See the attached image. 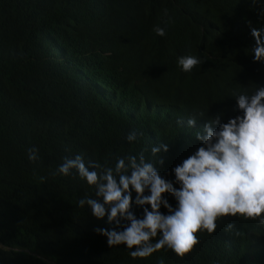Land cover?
<instances>
[{"label":"clouds","instance_id":"9594fccd","mask_svg":"<svg viewBox=\"0 0 264 264\" xmlns=\"http://www.w3.org/2000/svg\"><path fill=\"white\" fill-rule=\"evenodd\" d=\"M31 8L51 18L40 36L60 66L110 102L116 116L128 109L125 140L148 149L132 155L133 161L150 166L170 156L184 160L205 186L202 207L212 219L191 208L179 211L175 243L150 241L145 232L135 255L138 243H152L190 264L202 234L235 230L236 264H264V0H73L71 8L61 0H32ZM69 12L89 25L66 23ZM106 14L110 23L101 31L99 18ZM97 44L102 64L62 58ZM53 87L52 74L43 95L51 96ZM211 95L226 98L227 105L217 107ZM115 171L121 190L116 203L131 186L126 209L137 212L132 176ZM134 219L130 215L125 225L128 240ZM237 220L255 223L243 231ZM29 252L0 239V264H14V253Z\"/></svg>","mask_w":264,"mask_h":264},{"label":"trees","instance_id":"16d2710c","mask_svg":"<svg viewBox=\"0 0 264 264\" xmlns=\"http://www.w3.org/2000/svg\"><path fill=\"white\" fill-rule=\"evenodd\" d=\"M31 5L32 0H0V239L31 250L14 253V264H186L168 247L138 243L139 255L132 249L145 232L150 241L175 243L179 211L191 208L197 216L214 217L202 207L199 173L172 156L150 166L135 163L131 156L148 149L141 141L126 142L128 109L116 116L110 102L60 66L40 36L51 18L35 15ZM61 6L71 8L73 0H61ZM63 19L89 25L71 12ZM109 23L107 14L100 16L99 29ZM99 50L100 44L81 46L62 58L102 64ZM52 74L53 92L45 96ZM211 97L217 107L228 103ZM115 168L132 176L137 212L126 209L131 186L116 203L121 190ZM130 215L135 232L128 240ZM237 222L243 231L255 223ZM236 233L202 234L190 264H236Z\"/></svg>","mask_w":264,"mask_h":264},{"label":"bare ground","instance_id":"6f19581e","mask_svg":"<svg viewBox=\"0 0 264 264\" xmlns=\"http://www.w3.org/2000/svg\"><path fill=\"white\" fill-rule=\"evenodd\" d=\"M94 162V164H95V161H93ZM98 162V161H97ZM187 166V165H186Z\"/></svg>","mask_w":264,"mask_h":264}]
</instances>
